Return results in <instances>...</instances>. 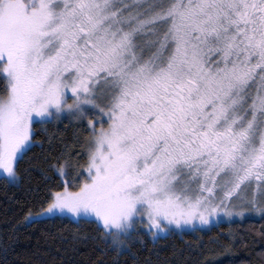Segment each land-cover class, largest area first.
<instances>
[{"label":"snow or ice","instance_id":"1","mask_svg":"<svg viewBox=\"0 0 264 264\" xmlns=\"http://www.w3.org/2000/svg\"><path fill=\"white\" fill-rule=\"evenodd\" d=\"M149 8L0 0V173L16 180L37 118L97 110L87 175L62 179L43 213L94 223L118 248L137 223L156 237L232 216L234 194L253 184L259 205L253 196L236 215L264 212V0H152ZM144 32L151 38L138 42ZM50 168L66 178L73 161Z\"/></svg>","mask_w":264,"mask_h":264},{"label":"trees","instance_id":"2","mask_svg":"<svg viewBox=\"0 0 264 264\" xmlns=\"http://www.w3.org/2000/svg\"><path fill=\"white\" fill-rule=\"evenodd\" d=\"M6 87L0 75V95ZM89 134L77 120L34 125L32 146L16 168L17 182L0 178V264H264V217L156 241L138 233L124 250L91 222L55 218L25 224L60 190L62 179L50 168L57 158L73 161L71 179L83 171Z\"/></svg>","mask_w":264,"mask_h":264},{"label":"rangeland","instance_id":"3","mask_svg":"<svg viewBox=\"0 0 264 264\" xmlns=\"http://www.w3.org/2000/svg\"><path fill=\"white\" fill-rule=\"evenodd\" d=\"M129 3H132L133 0H128ZM152 3V0H139V8L142 12H144L145 14L150 11L149 5ZM151 38V33L149 32H144L138 35L137 40L138 42H144L146 43L149 39ZM256 87L253 86L251 91L254 93L255 92ZM68 103H72V97H71V93H68ZM85 108H88L89 106H84ZM39 122L37 123H46V122H50L52 120L54 121H60L63 119H69V120H77V121H81L83 124H85L88 128V130L90 131L89 137L91 135V128L88 125V120L92 119L94 122L98 121L101 119V116L99 115L98 111L95 109H92L90 111L87 112L86 116L84 118H77L74 117L69 110L65 109L60 113H55L53 112L52 116L50 117H45V118H37ZM106 119V117L104 118ZM36 123H34L35 125ZM34 125H33V131H34ZM96 127L99 128L100 124L96 123ZM89 139V138H88ZM88 143V140H87ZM79 172V171H77ZM81 172L77 173L75 175V177H79L80 180H83L84 177L87 175L86 171L83 172V175H80ZM0 178H6V176L2 173H0ZM61 179H71V177H66V178H61ZM8 180V179H7ZM17 178L14 182L11 183H16L17 182ZM9 181V180H8ZM75 182V181H73ZM240 197L239 199L234 198L232 203H235L236 208L234 209L233 215L232 216H227L224 213H218L212 217H210L209 219V223L207 224H201L199 221H194L191 225H186L183 226L182 228H177L175 225L169 226V228L162 233H159L156 237H153L152 233L149 232L147 230V228L145 227L144 224H140L137 223L134 227V229L132 230V235L131 237L126 240V244L127 247H123V248H118L119 250H124V249H128L129 247V242L132 240H135L136 238V234L138 233H146L153 241L158 240L159 238H163L166 237L172 233L174 234H178V235H182L184 233H193L196 230H210L213 227L218 226L221 223H232L234 221H243L246 219H260L262 217H264V212H258L255 210H248V211H244L242 215H236V212H239L241 207L244 208H248V204H247V200L251 199L253 196H255L257 198V202L259 205V197H260V193L258 190H255V185L252 186V189H250L247 192H240L238 190V192L236 194H234V197ZM231 207V204L229 205ZM45 209V208H44ZM55 218H63V219H67L73 222H80V221H84V220H79L78 218L72 216L71 214L65 213L63 215L57 213L56 215H51V214H44L43 210L39 211L38 213H32L30 214L26 220H25V224H30L34 221H38V220H45V219H55ZM132 243V242H130Z\"/></svg>","mask_w":264,"mask_h":264},{"label":"flooded vegetation","instance_id":"4","mask_svg":"<svg viewBox=\"0 0 264 264\" xmlns=\"http://www.w3.org/2000/svg\"><path fill=\"white\" fill-rule=\"evenodd\" d=\"M253 86H255L256 87V85L254 84ZM253 185H255V184H253Z\"/></svg>","mask_w":264,"mask_h":264}]
</instances>
